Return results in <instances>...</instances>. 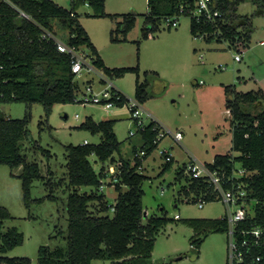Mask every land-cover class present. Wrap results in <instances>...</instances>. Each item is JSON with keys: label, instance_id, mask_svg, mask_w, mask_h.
I'll return each mask as SVG.
<instances>
[{"label": "rangeland", "instance_id": "rangeland-1", "mask_svg": "<svg viewBox=\"0 0 264 264\" xmlns=\"http://www.w3.org/2000/svg\"><path fill=\"white\" fill-rule=\"evenodd\" d=\"M54 1L66 8L71 7V0ZM168 8L165 2L158 4L160 17L157 28L149 38L143 37L146 14L150 11L148 0H106L105 11L119 15L117 18L90 16L92 8L87 4L82 5L78 9V20L99 46L108 66L139 65L140 81L145 80V72L159 74V80L148 78L149 98L142 106L162 124L173 131H182L184 136L182 145L166 137L143 162L141 171L148 176L143 185L144 221L152 215H161L163 208L169 218L180 217V220L170 222L157 234L151 264H227L226 232L210 234L197 256L191 248L194 231L183 223V219L187 218H221L227 212L225 204L212 201L201 208L197 203L186 202L179 189L185 184L187 174L184 172L181 178H176V175L194 158L208 164L213 162L214 154L231 151L225 86L235 85L238 92L245 93L264 90V14H255L256 6L251 0L241 3L238 13L250 16L252 30L249 39L232 44L228 40L207 41L194 37L190 32L191 17L188 15L180 16L169 27L168 19L164 16ZM127 13L136 14L135 26L127 34L128 41L111 42V31L117 28L122 20L121 15ZM52 24L59 38L67 36L68 24L61 23L58 18L52 20ZM118 36L122 38L123 33L119 32ZM238 53L242 56L240 61L235 60ZM101 75V72H93L76 76L80 90H85L87 81L93 79L96 81L94 88L101 89L104 85L99 82ZM136 77L135 73H127L111 80L127 98L134 99ZM129 105L108 109L97 103H56L48 121L41 103L30 106V138L22 142V152L28 161L39 164L43 177L34 180L31 201L27 206L22 180L17 177L22 167L12 169L8 165H0V206L7 207L12 214L4 221L3 228L17 227L25 238L22 245L10 250L6 256L29 257L32 264H40V246L67 247L69 184L65 146L85 141L97 144L101 141L100 134L78 128L87 116H93L96 121L115 119L114 131L121 144L120 151L114 157L116 160L123 157L134 164L133 149L139 150L143 140L140 133L130 136V131L136 132L137 127ZM263 106V102L262 105L258 102L249 104L248 109L256 113ZM26 109L25 102L0 106V111L12 118H23ZM165 149L173 155L174 163L161 175L165 162L161 151ZM90 161L99 172L102 163L98 158L91 155ZM93 189L80 187L81 192H91ZM99 192L105 193L109 204L115 203L118 191L114 186H106ZM49 194L55 199L49 198ZM105 214L113 216L112 209ZM92 264L113 263L97 259Z\"/></svg>", "mask_w": 264, "mask_h": 264}, {"label": "trees", "instance_id": "trees-1", "mask_svg": "<svg viewBox=\"0 0 264 264\" xmlns=\"http://www.w3.org/2000/svg\"><path fill=\"white\" fill-rule=\"evenodd\" d=\"M14 8L0 0V104L25 102L26 113L23 118H12L0 111V165L10 168L22 167L17 176L22 180L23 196L27 206L31 201V188L34 180L42 176L37 162H30L22 152V142L30 138V106L41 103L44 106L46 121L49 120L56 103H75L80 91L79 82L72 71L71 57L57 49L53 40L43 39V29L56 31L52 20L58 18L61 23L69 25L67 36L63 38L71 45H85L95 56L94 64L112 78L135 73V97L142 103L149 98L148 78H159L156 72H145V80L140 81V66L108 67L105 65L98 49L91 41L87 31L79 22L78 9L89 5L94 17L117 18V14L105 11L106 0H71V7L66 8L53 0H10ZM223 17L214 22L203 18H191L190 32L194 37L203 35L207 41L228 40L232 44L249 39L252 30L250 16L238 13V8L245 0H218ZM256 6V15L264 14V0H251ZM168 5L166 18L180 14V4H190V0H148L150 11L146 14L143 37L149 38L157 28L160 17L158 4ZM25 11L31 19L20 16L18 9ZM186 15V14H180ZM117 28L111 31V42L128 41L127 34L134 28L136 14H123ZM170 27V26H169ZM240 29H243L240 30ZM122 32L120 38L118 33ZM90 81H88L89 83ZM225 109L230 110L232 132V152L217 154L207 167L218 171L224 179V187L229 188L236 164L248 174L234 179L247 186L252 205L253 218L245 225L264 221V106L261 111L253 113L249 104L264 103V90L238 92L235 85L225 86ZM118 105L123 106V101ZM115 119L96 121L92 116L78 126L92 134H101V141L95 143L69 144L65 146L67 159V178L69 195L67 200L68 245L66 248L40 246L38 261L40 264H92L97 259L110 260L113 264H151L156 236L160 230L175 219L169 218L165 208L161 215H152L144 221L143 208L144 182L148 176L139 171L142 160L135 156L139 151L133 149L135 163L114 154L120 151V141L114 131ZM146 150L143 159H147L156 149V133L152 124L139 131ZM95 155L102 163L97 172L90 156ZM174 159L164 162L162 175L171 168ZM107 164V165H106ZM115 164L120 182L115 185L118 191L113 216L105 214L111 209L105 193L99 192L104 172ZM186 164L176 175H185ZM237 170V169H236ZM51 173V172H50ZM15 176L13 173H11ZM89 186L91 192H81L80 187ZM214 187L204 177L191 178L179 189L185 198L205 196L207 202L218 201L213 193ZM49 198L55 199L52 194ZM12 217L5 206H0V264H32L29 257H10L5 254L24 242V233L17 227L4 229V221ZM180 220V219H176ZM183 223L191 227L194 235L191 248L200 255V248L212 233L226 232L228 223L225 218H187ZM170 264V263H168Z\"/></svg>", "mask_w": 264, "mask_h": 264}, {"label": "built area", "instance_id": "built-area-1", "mask_svg": "<svg viewBox=\"0 0 264 264\" xmlns=\"http://www.w3.org/2000/svg\"><path fill=\"white\" fill-rule=\"evenodd\" d=\"M14 8V3L10 0H4ZM189 4H180V14H186L191 18L201 19L206 21L214 22L218 18L223 17V12L219 6L218 0H190ZM18 9L20 16L31 19V16L25 11ZM175 15L168 17V25L176 23L179 17L182 15ZM197 37L203 38V35ZM42 38L53 40L56 43L57 49L66 53L71 57L72 71L78 77L83 73L91 74L93 72H101L99 82H103L104 85L101 89L96 90L94 85L91 83L86 84L85 90H80L75 98V102H82L83 104L97 103L106 106L108 109L121 106L119 102L123 101L124 104H129L131 117L135 122L137 131H130V136L139 133L146 127L152 124V130L156 133L154 143L157 147L166 138L171 137L174 143L181 144L183 141L182 131H173L169 127L162 124L149 110L144 108V103L140 102L136 97L134 99L127 98L126 95L119 90L114 83L112 78L107 76L103 70L96 67L94 64L95 56L89 47L85 45H71L67 43L63 38H59L56 31L43 29ZM242 59L241 53L235 56L236 61ZM4 66L0 64V70ZM225 68V67H222ZM95 81V79H93ZM96 83V81H95ZM2 104H0L1 106ZM230 116V110H226ZM87 143V141H85ZM156 147V148H157ZM146 155L145 149H139L135 154L143 162L145 161L144 156ZM161 155L165 158V162H170L174 159L173 155L169 150L165 149L161 151ZM143 162L139 166V171L143 170ZM239 165V166H238ZM237 169V170H236ZM236 169L233 175L227 180L231 181L229 188L224 187V179L220 173L212 171L207 167V164L199 162L196 158L192 159L186 166L185 173L191 178H206L211 185L214 187V195L218 201H221L226 206V214L222 217L225 218L228 223L226 230L228 242H227V264H264V221L256 224L245 225L246 222L253 218L252 205L256 203L252 199H249V193L246 184L243 182H235L234 179H238L248 172L242 168L240 164H236ZM105 177L101 181L100 190L103 191L106 186H114L120 182L119 172L115 164H111L104 172ZM186 202L197 203L199 207H204L207 203L205 196H194L191 195L185 198ZM112 211L115 206L112 204ZM176 219H180L177 215ZM168 264V263H163Z\"/></svg>", "mask_w": 264, "mask_h": 264}, {"label": "crops", "instance_id": "crops-1", "mask_svg": "<svg viewBox=\"0 0 264 264\" xmlns=\"http://www.w3.org/2000/svg\"><path fill=\"white\" fill-rule=\"evenodd\" d=\"M54 1V0H53ZM56 2V1H55ZM57 3V2H56ZM59 4V3H58ZM89 6V5H88ZM81 23V22H80ZM82 24V23H81ZM83 26V25H82ZM84 27V26H83ZM84 29L87 31V29L84 27ZM87 33H88V35H89V37H90V39H91V41L93 42V44L96 46V48L98 49V52H99V54H100V56L102 57V59H103V61H104V63H105V65L106 66H108L107 64H106V62H105V59H104V57H103V55L101 54V50H100V48H99V46H97V44H96V42H95V40L92 38V36H91V34L87 31ZM108 67H110V66H108ZM122 67H127V66H122ZM126 75V74H125ZM124 75V76H125ZM160 78H158L157 80H159ZM90 80V79H89ZM95 81H90L89 83H91V84H93V85H95L96 83H94ZM86 84H88V81H87V83ZM225 100H226V95H225ZM93 117V116H92ZM115 127V126H114ZM230 130H231V126H230ZM101 135V134H100ZM216 143V142H215ZM214 147H215V145H214ZM231 147H232V132H231ZM216 153H219V151H216V150H214ZM228 152H230V151H228ZM227 152V153H228ZM223 154H226V153H223ZM217 154H214V157L216 156ZM214 159V158H213ZM187 166V165H186ZM117 198V197H116ZM116 201V200H115Z\"/></svg>", "mask_w": 264, "mask_h": 264}]
</instances>
